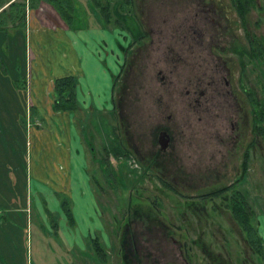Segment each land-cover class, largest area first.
Segmentation results:
<instances>
[{
  "label": "rangeland",
  "instance_id": "obj_1",
  "mask_svg": "<svg viewBox=\"0 0 264 264\" xmlns=\"http://www.w3.org/2000/svg\"><path fill=\"white\" fill-rule=\"evenodd\" d=\"M99 1L107 6L106 22L93 0H75L69 22L74 28L109 31L104 35L108 47L100 45L106 49L105 63L115 67L110 109L96 108L105 103L104 94L86 106L79 85L78 109L71 114L95 210L108 237L96 232L95 240L108 243L103 248L107 258H99L90 241L86 249L72 246L69 230L84 227L75 228L76 214L75 223L67 218L64 225L51 201L44 194L39 198L28 182L26 129L45 126L33 121L37 115L27 83L45 50L34 42L29 51L26 27L15 30L7 22L8 29H0V242L6 246L0 247V264H125L120 242L128 212L135 209L142 216L130 226L137 240L133 264H144V252L150 254L145 264H264V135L252 122V100L255 106L264 104V59L256 50L251 56L245 51L251 42L264 49V0H253L244 20L232 0H217V14L207 16L219 15L220 24L205 19L201 38L186 33H192L196 0H144L141 13L120 0L116 5ZM39 7L44 13L45 5ZM133 16L147 19L152 28L157 22L158 31L165 25V36H136ZM60 27L68 34L63 20ZM99 40L94 38L95 45ZM162 132L171 135L167 150L157 141ZM115 145L119 154L110 150ZM236 195L253 211L250 223L261 255L229 208ZM6 206L14 211L13 219ZM148 212L170 229L151 226L157 222L147 220Z\"/></svg>",
  "mask_w": 264,
  "mask_h": 264
},
{
  "label": "crops",
  "instance_id": "obj_2",
  "mask_svg": "<svg viewBox=\"0 0 264 264\" xmlns=\"http://www.w3.org/2000/svg\"><path fill=\"white\" fill-rule=\"evenodd\" d=\"M41 3L45 5L44 13H41V7H27L25 12V35L29 38V51L34 42L41 43V49L45 50L42 53L40 68L33 69L32 80H30L29 74L27 83L30 103L37 115L34 121L40 120L45 126L30 128L29 125L26 129L30 154L27 162L28 182L31 187L34 185V190L38 193L39 198H43L41 195L44 194V197L51 201L50 205L54 209L53 214L59 213L64 225L68 217L64 209L60 208L62 200L58 199L57 193L62 192L66 196L64 198L71 199L72 208L69 205L71 215L76 214L77 216L75 228L80 225L84 227L81 231L69 230L70 236L68 235L67 238L72 246L78 244L86 249L87 242L98 238L96 232H102L106 240L108 237L101 215L95 210L89 178L85 173L82 146L79 139L77 141L74 138L77 134L73 126L74 116L70 112H54L51 108L54 97L53 80L66 75L76 76L77 88L80 85L85 91L82 102H86V106H93V98L99 100L102 98L100 95L104 94L106 96L105 103L101 107L96 106V108L102 110L108 107L109 110L113 85L111 79L115 67L105 63L104 52L106 49L100 45L106 44L105 39L107 38L104 35L108 37L109 31L97 26L78 30L68 27L69 29H66L68 34H66L60 27L62 18L57 11L50 4ZM49 23L55 27L51 28ZM98 36L100 40L95 45L94 38ZM91 45H94V48ZM106 47H108L107 44ZM85 77H88L89 81ZM77 88L76 98L79 94ZM89 194L90 196H88ZM6 212L12 215V219L14 218V211L7 206ZM73 222L75 223L74 220L72 224ZM54 224L56 225V223ZM106 243L101 244L103 248L106 247ZM0 247L6 246L0 242ZM11 264H15V262Z\"/></svg>",
  "mask_w": 264,
  "mask_h": 264
},
{
  "label": "trees",
  "instance_id": "obj_3",
  "mask_svg": "<svg viewBox=\"0 0 264 264\" xmlns=\"http://www.w3.org/2000/svg\"><path fill=\"white\" fill-rule=\"evenodd\" d=\"M93 1H94V7L98 11L99 17L101 19L104 18L106 22L108 20L106 4L101 5L100 4L101 2L99 0H93ZM120 1H122L121 6L122 4L127 3L126 2L127 0H120ZM232 1L233 4L235 5L236 10L239 13L240 18L244 20L245 12L246 10L249 9L251 0L249 3H246L247 0H244V4L241 0H232ZM41 2H46L50 4L61 16L62 20L69 26V28H71L72 30L79 29L78 27L77 28L72 27L69 22V19L72 18L73 16L72 14H70V11L75 9V0H20V1L0 0V29H8L7 22L11 23L9 25L10 26L12 25L14 29L24 28L26 25L25 23L26 8L27 7L37 8V6ZM116 2H118V0H115L114 5L117 4ZM115 24H118L117 19L115 20ZM250 42L251 41H249V45ZM254 50H256L257 53L261 54L262 58L264 59V49L262 48L259 42H257L255 46H253L251 42V47H249L248 50L247 49L245 50L248 51V53L246 54L245 52L240 51V54L243 55L246 54L251 56L253 55ZM76 86H77V80L74 75H66V76L58 77L54 80L53 109L55 112L75 113V111L78 109V105L76 102ZM252 102H253L252 103L253 127H255L257 131H260V133L264 135V104H257V106H255L254 100H252ZM116 149H117L116 145L115 147L112 146V148H110V150L114 153L116 152ZM119 152H121V149H119L115 154H119ZM246 156H247V152L245 153V160H246ZM228 205L234 218L237 220L239 226L246 233V237L250 247L252 249H255L256 252L261 255L262 252L261 241L257 236L256 229L250 223L251 217H253V211L248 208L246 201L240 195H236L235 197L232 196V199L228 203ZM62 208L64 209L69 221L72 222L73 220L71 215V209L69 206V202L66 198H63L62 200ZM95 239L98 238L92 239V243H91V246L92 247L94 246L95 253L99 258L102 259L107 258V254L104 251L103 247L101 246V244H99L98 240Z\"/></svg>",
  "mask_w": 264,
  "mask_h": 264
},
{
  "label": "flooded vegetation",
  "instance_id": "obj_4",
  "mask_svg": "<svg viewBox=\"0 0 264 264\" xmlns=\"http://www.w3.org/2000/svg\"><path fill=\"white\" fill-rule=\"evenodd\" d=\"M253 0H251L252 2ZM127 5L129 3V5H134L135 8L137 7L139 9V13H141V6H143V3H145L144 0H127ZM244 2V1H242ZM246 2V1H245ZM250 0H247L246 3H249ZM128 5V6H129ZM193 5V15H192V23H191V34H189L188 31H186V33L188 34L187 38H189L190 36L192 38H196V37H203L204 32L201 31V26H203V28L205 27V19L208 20L207 22L209 23H214L215 24H220L218 19H220V16L218 15L217 19L214 18H209L210 15H214L212 14L216 13L215 8L220 7L219 1L215 0L212 2V0H196L194 1V3H192ZM233 7H235V5H232ZM190 7V5L188 6ZM236 10V9H235ZM237 11V10H236ZM236 13V12H235ZM209 17H208V16ZM209 18V19H207ZM133 21L134 23L137 25L138 31L136 32L138 37L140 38H152V37H164L165 35H163L162 33L164 32V29L166 26L164 25L163 27H161V30H156L159 26L157 25V22H155L154 27L152 28V26H149L148 24V20L147 19H142L141 17L138 19H135V17L133 16ZM186 21H188V24L186 23V26L188 28H190V18H188ZM216 21V23H215ZM159 29V28H158ZM189 30V29H188ZM226 32V31H224ZM186 37V36H185ZM166 133V132H165ZM161 134V133H160ZM160 134L157 138L158 144L160 146L161 150H167V148L169 147L170 144V140H171V135L167 132L166 135L164 136V138H160ZM165 140L167 145L166 148L162 149L161 144L162 142L165 143ZM137 146L134 147V152L137 156L136 159L139 163H141V154L140 151L138 149L139 145L136 144ZM142 164V163H141ZM138 209H140L139 207H137ZM150 210V209H149ZM149 215H146L145 213L143 215H146L145 217L147 218V220L149 221H156V224H151V226H158L159 228H162V230L167 231V229L169 228V226L162 222V218H160L158 215L153 214L152 212H148ZM142 214L140 212V210L136 211H130L128 212V216L126 217V221L124 222V230L122 232V242H120V245L122 246V254H121V258H122V262L124 261L125 264H133L132 261L135 260V253H134V249L135 245H136V234L134 233V230L132 228H130V226L132 225L133 221L137 220L139 217H141ZM142 219V218H140ZM145 222V219L143 220ZM164 228V229H163ZM170 229V228H169ZM149 252H144V264L147 261V257H149ZM138 257V253H136V258ZM184 261H187L186 258H184Z\"/></svg>",
  "mask_w": 264,
  "mask_h": 264
},
{
  "label": "water",
  "instance_id": "obj_5",
  "mask_svg": "<svg viewBox=\"0 0 264 264\" xmlns=\"http://www.w3.org/2000/svg\"><path fill=\"white\" fill-rule=\"evenodd\" d=\"M165 135H166V133H165V132H162V133L160 134V138H164ZM166 136H167V135H166ZM166 141H167V140H165V143L162 142V144H161L162 149L166 148V145H167Z\"/></svg>",
  "mask_w": 264,
  "mask_h": 264
}]
</instances>
